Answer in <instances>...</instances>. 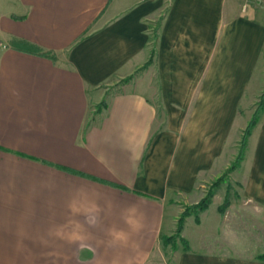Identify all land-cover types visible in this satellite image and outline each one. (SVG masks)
I'll return each instance as SVG.
<instances>
[{
  "label": "crops",
  "instance_id": "1",
  "mask_svg": "<svg viewBox=\"0 0 264 264\" xmlns=\"http://www.w3.org/2000/svg\"><path fill=\"white\" fill-rule=\"evenodd\" d=\"M246 9L232 0H0V264H264V110L230 174L226 214L222 183L200 221L186 219L187 249L168 256L161 241L175 232L180 203L198 202L226 170L252 118L264 20ZM130 205L139 230L125 223ZM113 229L129 233L127 245Z\"/></svg>",
  "mask_w": 264,
  "mask_h": 264
},
{
  "label": "rangeland",
  "instance_id": "2",
  "mask_svg": "<svg viewBox=\"0 0 264 264\" xmlns=\"http://www.w3.org/2000/svg\"><path fill=\"white\" fill-rule=\"evenodd\" d=\"M229 1H231V0H228V2ZM232 1L235 2L238 6H240V8H242L244 11L247 10L246 7L247 8L249 7V9H250V6H251V8L255 12L257 11L256 13H254L257 16V18L264 20V0H232ZM160 21H161V18H160L159 21L155 22L156 24L154 23L155 24L154 26H152V29H153L152 30V32H153L152 37H153V39H156L157 38V30H158L157 27H158ZM251 37L252 36H250L249 38H251ZM247 38L248 37H246V36L245 37L238 36V39L242 40V43H244L243 40L246 41ZM154 42H155V40H154ZM153 52H154V50H153ZM239 58H240L239 52L236 51L225 62V66H224V74H225L224 77H225V79L224 80H225V87L226 88L229 86V83H228L229 82V79L231 80V77L233 76V72L235 71L234 70V66L236 64L235 62ZM151 62H152V60H151ZM258 75L259 76H257V78L255 80L256 89H253V87H252V92H255V96L254 97H251L249 99L248 105L245 108V116L246 117L251 116V115L252 116L254 115L256 109L258 108L259 101L262 98V94H264V91H263L264 90V52L262 53V57L260 59V63H259V67H258ZM242 136H243V133L241 135V138H240L239 142L236 143V145H234L233 148H230V150L227 151V154H226L225 159H224V164H227L228 160H230L228 167H230L232 165V163L235 161L236 157L238 156V154L240 152V149L242 147L241 146L242 145L241 144ZM227 168H226V170H227ZM221 170H223V169H221ZM226 170L223 172V174L226 172ZM218 178L216 177V179L210 181L208 184H205V186L202 188V193H200V197L198 198V200H199L198 202L191 203L195 199H190L188 201H182V203H180L182 205V208L183 209H182V212L179 214V217L177 219V224H176V227H175V232L171 234V235L177 234V236L175 237L176 239H175V242L174 243H171L169 245H166L165 248H162V251L163 252L165 251V254L166 255H168V256L172 255L173 256L174 250H176L177 247H179V246L182 245L180 238H182V240L185 239V238L182 237V231L180 233L178 232V222H179L180 217L182 216V213L185 212V211H187L190 207H193L194 205H196L197 203H199L200 201H202L211 190H214V189L218 188L222 183H229V186H228V190L226 192L224 201L222 202V204L220 206H222L224 204V202H225V200L227 198L229 200V204H228V207L226 208V210L224 212H221L220 211V206H219L218 210H219V212L222 215L226 214V212L228 211V209H229V207L231 205V197L234 194L233 190H231L232 182L230 181L231 180L230 179V174H228V175H225L224 182H222L219 186H217V187L215 186L214 187V184L216 183V181L218 180ZM244 178H245V170H244V168L241 169V170H239V171H237V173H235L234 176H233V179L234 180H244ZM233 189H235V186H234ZM225 190H226V186L225 185H223V187H220L218 189V192H219V197L217 198L218 199V202L220 200H222V194L225 193ZM213 197H212V200H213ZM212 200H211V202H212ZM205 210H203V211H205ZM203 211L196 212L195 210H192L191 211V214L188 215L186 217V219L189 216H191V215H194L195 216V219H197V217H199L200 213L203 212ZM168 212H169V210H168ZM186 219H185V221H186ZM199 221H200V219H199ZM199 221H197V222H199ZM193 224H194L193 220L190 221V223L188 224L189 229H191V225H193ZM183 227H184V224H183ZM167 230L168 229L165 227V231L166 232H168ZM168 256H166V259H168Z\"/></svg>",
  "mask_w": 264,
  "mask_h": 264
},
{
  "label": "trees",
  "instance_id": "3",
  "mask_svg": "<svg viewBox=\"0 0 264 264\" xmlns=\"http://www.w3.org/2000/svg\"><path fill=\"white\" fill-rule=\"evenodd\" d=\"M154 53V52H153ZM42 54L44 55H47V56H51L54 58V56L50 53H47V52H43L42 51ZM151 63V59L150 61L147 63L146 67L148 66V64ZM130 78L128 79H124L123 81H128ZM105 102H102L98 108H97V112H99L103 106H105ZM264 110V94H262V98L261 100L259 101V104H258V108L256 109L254 115L252 116L250 122L248 123L247 127L245 128L244 132H243V136H242V140H241V149H240V152L238 154V156L236 157L235 161L232 163V165L230 167L227 168L226 172L220 176L218 178V180L216 181V183L214 184V187L216 186H219L222 182H224V179H225V175H228V174H231V172H233L234 170H236L242 163V161L244 160V157H245V150H246V146H247V142H248V138L249 136L251 135L252 133V130L253 128L256 126V124L259 122L260 118H261V113L263 112ZM214 193H215V189L214 190H211L207 195L206 197L200 201L199 203H197L196 205H194L193 207H190L187 211L183 212L182 213V216L180 217L179 219V222H178V232L180 233L183 229V224L185 222V219L188 215L191 214V211L192 210H195L196 212H199V211H203L205 209L208 208V206L210 205L211 203V200H212V197L214 196ZM228 204H229V200L228 198L225 200L224 204L222 206H220V211L221 212H224L226 210V208L228 207ZM197 221H199V217H197L196 219ZM178 233V234H179ZM177 236V234L175 235H163L162 236V244L164 246L166 245H169L171 243H174L175 242V237ZM181 240V243L183 245V247L185 249L188 248V242L182 238H180ZM178 248V247H177ZM176 248V249H177ZM258 259L260 260H263L264 261V253L258 255Z\"/></svg>",
  "mask_w": 264,
  "mask_h": 264
},
{
  "label": "clouds",
  "instance_id": "4",
  "mask_svg": "<svg viewBox=\"0 0 264 264\" xmlns=\"http://www.w3.org/2000/svg\"><path fill=\"white\" fill-rule=\"evenodd\" d=\"M126 212L128 213V215L125 218V223L129 225L130 228H132L134 231L135 230H139L140 228V220L137 216V208L135 205H130L127 209ZM95 221H92V223H94ZM59 235V233H57ZM110 236L112 237L113 241L115 242H121L125 245H127V243L130 240V235L129 233L125 232L122 229H113L110 231Z\"/></svg>",
  "mask_w": 264,
  "mask_h": 264
}]
</instances>
